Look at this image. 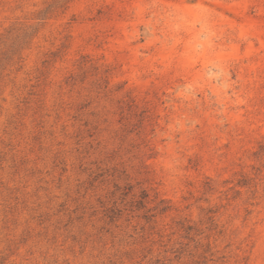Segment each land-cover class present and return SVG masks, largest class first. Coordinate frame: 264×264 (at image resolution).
Returning <instances> with one entry per match:
<instances>
[{
    "label": "rangeland",
    "instance_id": "374dc122",
    "mask_svg": "<svg viewBox=\"0 0 264 264\" xmlns=\"http://www.w3.org/2000/svg\"><path fill=\"white\" fill-rule=\"evenodd\" d=\"M54 1L0 0V38ZM0 264H264V0L41 22L1 68Z\"/></svg>",
    "mask_w": 264,
    "mask_h": 264
},
{
    "label": "trees",
    "instance_id": "16d2710c",
    "mask_svg": "<svg viewBox=\"0 0 264 264\" xmlns=\"http://www.w3.org/2000/svg\"><path fill=\"white\" fill-rule=\"evenodd\" d=\"M70 1L56 0L50 3L46 8L39 11L37 19L40 23L36 25L18 26L15 24L7 30V34L0 38V52L3 54L0 58V76L4 64L29 43L30 39L38 32L41 22L45 21L53 11L65 7Z\"/></svg>",
    "mask_w": 264,
    "mask_h": 264
}]
</instances>
